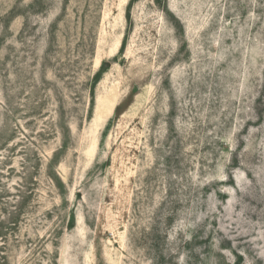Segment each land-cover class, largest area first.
<instances>
[{
    "label": "rangeland",
    "instance_id": "374dc122",
    "mask_svg": "<svg viewBox=\"0 0 264 264\" xmlns=\"http://www.w3.org/2000/svg\"><path fill=\"white\" fill-rule=\"evenodd\" d=\"M0 264H264V0H0Z\"/></svg>",
    "mask_w": 264,
    "mask_h": 264
}]
</instances>
